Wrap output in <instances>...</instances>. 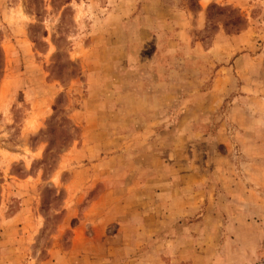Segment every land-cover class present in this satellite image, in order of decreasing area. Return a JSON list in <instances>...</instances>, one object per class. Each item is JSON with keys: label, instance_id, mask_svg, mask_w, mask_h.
Here are the masks:
<instances>
[{"label": "rangeland", "instance_id": "obj_1", "mask_svg": "<svg viewBox=\"0 0 264 264\" xmlns=\"http://www.w3.org/2000/svg\"><path fill=\"white\" fill-rule=\"evenodd\" d=\"M0 264H264V0H0Z\"/></svg>", "mask_w": 264, "mask_h": 264}, {"label": "trees", "instance_id": "obj_2", "mask_svg": "<svg viewBox=\"0 0 264 264\" xmlns=\"http://www.w3.org/2000/svg\"><path fill=\"white\" fill-rule=\"evenodd\" d=\"M214 7H217V6L215 5ZM218 8H219V10H222L220 7H218ZM237 21H238V24H239V25H237L236 28H237V31H240L241 29L244 28V26H245V22H246V21H245V19H242V18H240V17L237 19ZM237 33H238V32H237Z\"/></svg>", "mask_w": 264, "mask_h": 264}, {"label": "crops", "instance_id": "obj_3", "mask_svg": "<svg viewBox=\"0 0 264 264\" xmlns=\"http://www.w3.org/2000/svg\"><path fill=\"white\" fill-rule=\"evenodd\" d=\"M142 217V215H140Z\"/></svg>", "mask_w": 264, "mask_h": 264}]
</instances>
